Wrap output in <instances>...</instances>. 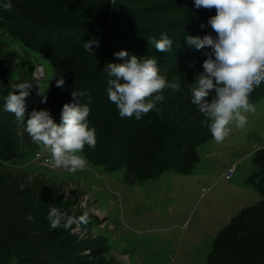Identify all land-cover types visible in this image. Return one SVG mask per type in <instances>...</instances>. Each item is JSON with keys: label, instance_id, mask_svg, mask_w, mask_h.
Here are the masks:
<instances>
[{"label": "trees", "instance_id": "obj_1", "mask_svg": "<svg viewBox=\"0 0 264 264\" xmlns=\"http://www.w3.org/2000/svg\"><path fill=\"white\" fill-rule=\"evenodd\" d=\"M215 14V9H196L194 0H12L11 11L0 8L3 28L0 37L2 42L3 38L15 40L51 63L52 79L48 80L45 74L42 84H48L40 90L47 95V102L40 103L43 97L36 91L35 96L26 99L27 112L48 110L59 123L63 105L72 102V91H88L91 103L87 97L81 102L89 103L88 123L96 129L97 144L94 149L85 146L83 154L89 162L108 170L124 168L126 180L135 183L158 177L167 170L186 173L199 161V146L213 139L205 118L192 104L190 93L196 75L203 72L202 64L207 58L203 53L210 49L196 50L185 37L206 34L215 37L208 23ZM162 33L173 41L172 50L167 53L155 50L147 39L150 36L160 39ZM89 41H96L92 52L84 48ZM121 50H126L129 58L133 54L141 60L156 58L161 74L181 83L178 92L165 90V101L157 105L159 112L150 111L140 119L121 118L117 107L109 101L106 92L109 77L104 68L108 63L124 62L114 55ZM14 75L9 73L17 80L19 77ZM60 78L65 81L63 87H57ZM30 90H35L34 86ZM263 98L264 83L255 88L249 100L255 105ZM5 100L0 90V111ZM25 137L30 141H18L15 131L0 127V165L10 169L22 153L41 149L42 146L31 142L28 134ZM253 164L257 167L254 177L262 201L244 209L220 231L210 256L213 263L264 264V148L255 152ZM51 207L67 212L64 222L74 212L71 200L58 195L46 196L43 205L46 215ZM93 222L91 217L86 226ZM47 229L48 238H54L57 230ZM20 235L23 234L16 232L15 238H11L13 244L5 251L0 250V264L12 255L20 264L27 262L18 244ZM76 238L73 235V242ZM105 239L79 241L73 246L77 248L75 256L56 259L52 256L49 264L59 258L60 264H100Z\"/></svg>", "mask_w": 264, "mask_h": 264}, {"label": "rangeland", "instance_id": "obj_2", "mask_svg": "<svg viewBox=\"0 0 264 264\" xmlns=\"http://www.w3.org/2000/svg\"><path fill=\"white\" fill-rule=\"evenodd\" d=\"M1 43V95L7 97L20 84L31 85L29 97L45 89L48 82L42 84L44 78L37 73L44 66L51 80V63L15 40L3 38ZM255 108L244 113L245 127L230 125L223 142L211 139L200 145L199 161L186 173L167 170L147 181L130 183L124 168L112 171L89 161L85 170L71 173L47 166L43 146L37 152L22 153L10 169L0 165V250L13 244L16 232L22 233L17 240L21 255L27 258L25 264H49L53 257L75 256L73 246L79 241L106 237L100 264H218L210 256L220 231L244 209L262 201L253 157L264 148V98ZM1 126L15 131L18 141H30L23 125L3 109ZM50 195L71 200L74 211L69 227L50 229L57 230L54 238H48L50 226L43 210ZM29 213L32 222L25 219ZM91 217L94 222L87 227ZM59 259L53 264H60ZM3 264L20 262L12 255Z\"/></svg>", "mask_w": 264, "mask_h": 264}, {"label": "clouds", "instance_id": "obj_3", "mask_svg": "<svg viewBox=\"0 0 264 264\" xmlns=\"http://www.w3.org/2000/svg\"><path fill=\"white\" fill-rule=\"evenodd\" d=\"M194 7L215 9L216 14L208 23L216 36L185 37L196 50L210 49L203 53L207 57L202 64L203 72L191 84V102L205 118L213 139L220 143L230 134V125L245 127L248 121L244 113L256 110L249 97L264 83V0H194ZM0 8L11 11L12 0H3ZM147 39L159 52L172 50L173 41L167 34L162 33L160 39L154 36ZM95 43L85 42V51L92 52ZM114 55L124 62L106 64L104 71L109 77L106 92L121 118L140 119L150 111L159 112L157 105L165 101V90L180 91L181 83L161 74L156 58L141 60L134 54L129 58L126 50ZM64 82L63 78L57 80V87H63ZM30 87L18 85L6 97L3 110L15 116L33 143L47 150L48 158L44 161L47 166L71 173L85 170L88 160L83 150L85 146L94 149L97 144L96 129L88 123L90 93L72 91V102L63 105L60 122L56 123L48 110L27 112ZM38 95L43 97L40 103L47 102V95L41 91ZM84 97L89 103L81 102ZM36 155L39 158L40 153ZM66 218L67 212L57 207H51L46 217L50 229L69 227L71 221L64 222ZM25 219L32 222L34 217L29 213Z\"/></svg>", "mask_w": 264, "mask_h": 264}, {"label": "built area", "instance_id": "obj_4", "mask_svg": "<svg viewBox=\"0 0 264 264\" xmlns=\"http://www.w3.org/2000/svg\"><path fill=\"white\" fill-rule=\"evenodd\" d=\"M37 74H39V76H42L44 78L45 77L44 68L43 67L42 68H39Z\"/></svg>", "mask_w": 264, "mask_h": 264}]
</instances>
